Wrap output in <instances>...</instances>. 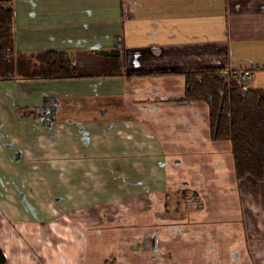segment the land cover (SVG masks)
<instances>
[{
	"label": "crops",
	"instance_id": "1",
	"mask_svg": "<svg viewBox=\"0 0 264 264\" xmlns=\"http://www.w3.org/2000/svg\"><path fill=\"white\" fill-rule=\"evenodd\" d=\"M11 1L15 50L65 51L77 75L0 79V210L82 211L70 222L85 260L56 248L55 264H105L118 211L132 217L119 228L134 236L120 254L130 264H264V182L237 179L206 103L181 99L186 71L250 69L264 89V0ZM112 49L119 75L103 72ZM45 96L57 99L50 125L17 114ZM187 191L200 205L170 211Z\"/></svg>",
	"mask_w": 264,
	"mask_h": 264
},
{
	"label": "trees",
	"instance_id": "2",
	"mask_svg": "<svg viewBox=\"0 0 264 264\" xmlns=\"http://www.w3.org/2000/svg\"><path fill=\"white\" fill-rule=\"evenodd\" d=\"M105 75L123 72L119 49L102 51ZM226 67L182 72V100L200 99L208 109V131L212 140L228 139L237 179L264 182V89L248 87ZM77 75V64L62 50L19 52L14 47L11 0H0V79L65 78ZM57 99L45 96L36 107H17L19 115L38 119L44 125L56 120ZM6 258L0 248V264Z\"/></svg>",
	"mask_w": 264,
	"mask_h": 264
},
{
	"label": "rangeland",
	"instance_id": "3",
	"mask_svg": "<svg viewBox=\"0 0 264 264\" xmlns=\"http://www.w3.org/2000/svg\"><path fill=\"white\" fill-rule=\"evenodd\" d=\"M245 83L248 87H253L254 85L250 84L249 81ZM169 200L170 211H172L173 206L177 204V206H181L180 211L185 213L189 212V209L195 204L200 205L201 203V200H198L191 191H187L184 196L180 193L170 194ZM180 202L185 205H180ZM46 211L51 214L53 213L55 219H51L46 213L47 217L42 215L38 210L29 209L23 210L28 216L26 219L21 217L10 219L3 210H0V248L7 256L8 264H55L53 261H56L58 258V251L55 250L56 248L74 250V259L78 258L80 262L85 260V248H77V240L75 239V234L77 235L79 232L82 233V227L76 222L74 232L70 222L73 220L72 218H78V216L82 214V211L64 217H61V210L47 209ZM93 211L96 212V210L91 209L88 210L87 213ZM111 212H113V209H111ZM2 215L9 220L6 221ZM109 217H112L109 218V220L113 221L114 219L115 221L114 216L110 214ZM115 217L116 219L122 217L124 220L118 219L119 222H117L116 225L109 223L111 221L107 222L106 225L108 227L113 226L117 228L114 235L117 239L115 241L109 240L108 238L112 236L106 233L108 241L105 242L106 245L103 248V252L108 256H105L102 259L106 258L105 264H130L129 258H122L120 254L123 252L122 247L127 245L128 242L132 243L130 239L134 236H132L133 234L131 232L124 233L126 230H121L119 228L124 227L129 229L132 217L130 215L126 216V211H118ZM57 218H59V220H57ZM101 221L105 222L107 219H102ZM104 240H106L105 234H103L102 238V241ZM240 252L243 251L241 250ZM63 259L68 260V257L65 255ZM69 259V263L72 264L71 260L74 261L73 256L69 257Z\"/></svg>",
	"mask_w": 264,
	"mask_h": 264
},
{
	"label": "built area",
	"instance_id": "4",
	"mask_svg": "<svg viewBox=\"0 0 264 264\" xmlns=\"http://www.w3.org/2000/svg\"><path fill=\"white\" fill-rule=\"evenodd\" d=\"M224 73L232 74V70L227 69L226 71H224ZM233 74L235 75L236 79L240 82H247L251 80L253 76V72L250 69H239Z\"/></svg>",
	"mask_w": 264,
	"mask_h": 264
}]
</instances>
